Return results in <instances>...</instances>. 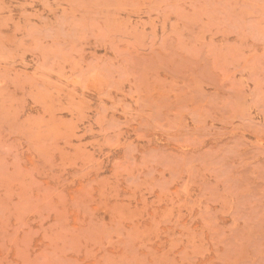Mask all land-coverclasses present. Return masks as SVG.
Returning a JSON list of instances; mask_svg holds the SVG:
<instances>
[{
  "label": "rangeland",
  "instance_id": "rangeland-1",
  "mask_svg": "<svg viewBox=\"0 0 264 264\" xmlns=\"http://www.w3.org/2000/svg\"><path fill=\"white\" fill-rule=\"evenodd\" d=\"M0 264H264V0H0Z\"/></svg>",
  "mask_w": 264,
  "mask_h": 264
}]
</instances>
